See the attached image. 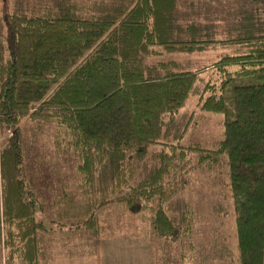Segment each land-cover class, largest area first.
Here are the masks:
<instances>
[{
  "label": "trees",
  "instance_id": "trees-1",
  "mask_svg": "<svg viewBox=\"0 0 264 264\" xmlns=\"http://www.w3.org/2000/svg\"><path fill=\"white\" fill-rule=\"evenodd\" d=\"M176 2L98 0L82 7L38 0L0 9V134H9L0 147L4 264H37L34 242L45 229L32 217L41 205L27 197L20 173L24 117L55 124L56 143L76 162L74 187L86 196L78 212L71 189L61 186L50 217L91 226L95 208L113 203L146 221L156 239L180 244L195 217L184 194L189 172L223 155L236 264H264V18L257 15L264 0H230L225 18L217 7L191 1L179 16ZM220 21L227 38L217 40ZM213 44L237 46L211 62L214 80L196 101L221 115V137L211 149L184 146L176 114L196 71L172 59H145Z\"/></svg>",
  "mask_w": 264,
  "mask_h": 264
},
{
  "label": "rangeland",
  "instance_id": "rangeland-1",
  "mask_svg": "<svg viewBox=\"0 0 264 264\" xmlns=\"http://www.w3.org/2000/svg\"><path fill=\"white\" fill-rule=\"evenodd\" d=\"M36 1L38 0H0V9L5 7L6 11H10L15 6L20 8ZM72 1L78 6L86 7L98 0ZM175 1L176 12L180 16L181 4L191 1L195 6L204 0ZM223 13L225 12L220 15L226 16ZM257 15L264 18V3ZM185 18L189 16L186 15ZM232 19L236 21L237 17ZM224 28L222 21L215 24V39L227 38ZM1 30L0 22V33ZM236 49V45L213 44L190 53L162 52L146 57L147 62L172 59L183 67L196 71L192 88L176 114L184 122V134L179 140L181 145L197 143L202 148L211 149L221 137V115L200 110L196 101L203 84L212 81L214 77L211 62L220 54L231 53ZM49 121L46 120L42 126H38L34 124V120L24 117L19 124L21 178L29 192L27 197H31L35 205H41L40 210L36 208L33 211L32 217L36 221L41 220L45 228L40 230L41 236L34 242L39 250H35L37 264H236L233 253V215L226 190L228 180L226 159L223 155L209 168H196L189 172L191 179L184 194L195 210L191 234L187 239L183 238L182 243L171 244L156 239L148 232L147 222L138 215L113 203L95 208L97 215L94 225L91 226L83 225L82 219L57 220L49 216L52 213L49 206L51 197L61 186L71 189L74 208L78 212L83 208L86 197L79 187H74L79 183V177L74 170V157L61 141L56 143L55 137L58 140L59 133L55 124ZM8 135V132L0 134V147L3 138ZM195 156L193 152L190 157ZM6 228L0 222V239ZM217 252H222V256ZM5 254V249L0 245V264H4Z\"/></svg>",
  "mask_w": 264,
  "mask_h": 264
},
{
  "label": "crops",
  "instance_id": "crops-1",
  "mask_svg": "<svg viewBox=\"0 0 264 264\" xmlns=\"http://www.w3.org/2000/svg\"><path fill=\"white\" fill-rule=\"evenodd\" d=\"M202 2H206V3H208V5L209 6H211L212 8H215V10H216V7H217V10L218 11H220L221 13L222 12H225V7H227V5L229 6V4H230V0H204V1H201V3ZM210 2V3H209ZM212 3V4H211ZM220 13V14H221ZM226 13V12H225ZM225 13H223V14H225ZM220 17L221 18H225V16H221L220 15ZM36 234H38V232L36 233ZM39 234L37 235V239H39ZM48 238H50V236H48ZM52 239V238H51ZM41 250V249H40Z\"/></svg>",
  "mask_w": 264,
  "mask_h": 264
}]
</instances>
